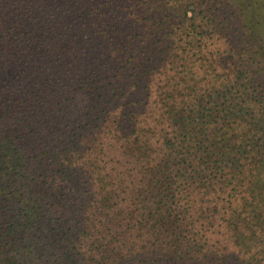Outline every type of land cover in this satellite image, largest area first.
<instances>
[{"label": "trees", "instance_id": "1", "mask_svg": "<svg viewBox=\"0 0 264 264\" xmlns=\"http://www.w3.org/2000/svg\"><path fill=\"white\" fill-rule=\"evenodd\" d=\"M137 1L157 16L160 31L169 19L173 27L189 22L196 30L219 2ZM79 6L83 23L66 24L68 1L56 16L53 5L46 11L27 0H0V264H222L220 254L201 244L197 228L185 223L195 189L186 185L188 161L201 159L199 146L188 156L186 149L198 132L186 129L181 112L166 102L165 113L176 122L163 120L167 127L156 141L164 168L149 169L146 154H132L142 102L119 92L137 89L143 72L127 80L120 73L146 62L130 50L129 59L114 65L100 53L108 48L102 38L90 46ZM236 73L248 83V65L241 63ZM196 88V82L182 92L176 86L169 98L192 109ZM124 113L127 119L119 121ZM215 148L204 151L208 158ZM221 161L237 164L231 155Z\"/></svg>", "mask_w": 264, "mask_h": 264}, {"label": "rangeland", "instance_id": "2", "mask_svg": "<svg viewBox=\"0 0 264 264\" xmlns=\"http://www.w3.org/2000/svg\"><path fill=\"white\" fill-rule=\"evenodd\" d=\"M27 1L46 11L53 5L56 16L70 2L71 11L63 18L66 24L79 20L75 8L83 6L86 40L91 41L86 43L94 47L102 38L108 48L104 46L100 53L112 58L113 64L129 59L130 50L142 55L143 68L120 73V80H127L143 72L137 89L126 86L119 92L125 100L142 102L141 127L136 131L139 142L132 154H146L149 169L164 168L156 141L167 127L163 120L176 122V116L167 115L164 108V103H174L186 129L198 132L186 149L187 156L194 152L192 147H200L197 157L201 159L188 161L186 185L195 189L186 194L191 210L185 223L197 228L201 244L220 254L222 264H264V0H219L218 10L200 19L198 29L190 28L189 22L173 27L169 19L163 31L154 24L157 16L145 13L147 7L137 0ZM208 19L213 24L207 25ZM241 63L248 65V83L237 78ZM119 82H114L116 89ZM193 82L199 101L190 112V103H178L169 95L172 88L182 92ZM126 119L124 113L119 121ZM153 133L154 140L148 139ZM211 145L216 146L214 157L208 158L204 151ZM230 155L237 161L234 167L221 161Z\"/></svg>", "mask_w": 264, "mask_h": 264}]
</instances>
